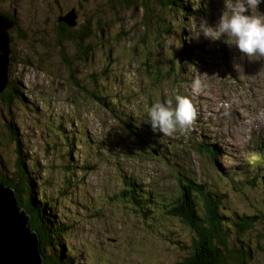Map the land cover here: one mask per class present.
Wrapping results in <instances>:
<instances>
[{"label":"rangeland","instance_id":"rangeland-1","mask_svg":"<svg viewBox=\"0 0 264 264\" xmlns=\"http://www.w3.org/2000/svg\"><path fill=\"white\" fill-rule=\"evenodd\" d=\"M201 1L204 3L201 12L192 19L198 24L203 18L210 26L231 5V0ZM134 4L123 0H0V10L8 15L13 11L20 20L18 29L10 31L13 57L10 55L12 61L8 63V85L16 81L23 97L12 109L4 106L0 98V163L5 169L4 173L0 165V176L10 180L16 172L15 147L6 129L8 118L16 124L26 158L34 159L41 168L46 163L51 165L48 192L52 204L55 202L52 206L57 219L74 226V232L66 235L64 242L74 248L78 263L176 264L181 259L182 253L175 246L159 239V233L164 234L162 230L167 229L164 224L159 233L154 230L158 235L147 227L144 231L141 224L115 205L113 195L125 178L134 180L152 195H170L176 192L178 172L198 183L216 182L218 174L225 173L248 177L264 158V58L244 57L223 41L203 36L193 39L190 19L166 16L153 0H148L151 11L142 8L139 2ZM197 7L190 1L191 10ZM70 9L78 15L76 30L83 24L91 31L88 41L83 38L80 41L76 34L73 41L57 42L55 19ZM249 11L255 14V9ZM249 11L245 15L251 14ZM257 12L264 14V3L257 6ZM157 16L165 18L170 27L162 37L163 42L162 33L156 38L157 28L162 26ZM79 56L86 57L85 61L79 63ZM66 61L72 63L73 71ZM171 61L175 62L178 76L175 72L166 75ZM102 73L110 75L112 86H120L113 93L133 100L132 104L120 105L122 113L136 112L139 103L140 112L136 114L141 115L147 112L148 102L174 100L179 94L190 99L196 116L190 127L177 129L171 135L139 128L142 138L153 149L144 144L147 154L136 150L140 147L131 145L121 123L95 99L82 93L86 84L101 96L106 86L98 82L89 86L87 81L92 82L90 76L100 80L98 76ZM193 79L202 81L200 90L192 88ZM47 115L65 125V134L81 135L88 142V146L75 142L80 155L84 151L92 157L91 162L84 163V176L77 171L80 184H75L76 187L63 185L58 162L48 152V139L39 137L48 128L37 126L35 121L39 119L35 118ZM132 116L137 125L144 119ZM198 144L210 148L214 154L199 152ZM75 157L77 152L72 159L79 170L80 159ZM94 161L97 164L92 169ZM225 189L235 211L250 215L259 211L264 215V189L257 193L249 189L244 192ZM59 193H67L66 199L71 200L60 204L54 200ZM107 197L109 202H104ZM89 200L93 201L92 207L86 208ZM70 201L73 206H68ZM84 208L90 213L94 208L98 219L85 216ZM180 231L183 237L189 235L185 228L180 227ZM247 234L246 238L256 248L250 250L249 264H264V221Z\"/></svg>","mask_w":264,"mask_h":264},{"label":"trees","instance_id":"trees-1","mask_svg":"<svg viewBox=\"0 0 264 264\" xmlns=\"http://www.w3.org/2000/svg\"><path fill=\"white\" fill-rule=\"evenodd\" d=\"M123 1L131 5L134 4V1L139 2L142 8L151 11L148 7V0ZM153 1L159 9L166 12V16L179 15L184 20L196 16L198 12H201L202 6L204 5L201 0L200 2L190 0L194 5H198L197 9L191 10L189 8V0ZM71 10L74 9H70L69 12ZM159 13L161 14L162 12ZM0 14L12 20L14 25L17 23V18L13 11L8 15V13L0 10ZM74 14L76 15V24L73 27H69L66 23L58 21V18L62 14L58 15L55 19L58 24L56 30L57 42L60 43L61 40L65 39L73 41L76 34L80 41L82 38L83 41H88L92 36L91 31L83 24L79 26V30H76L77 28L75 27L77 26L78 19L76 10H74ZM157 21L158 24L161 23L162 26H158L156 38L162 33L163 36H160V38L163 42L164 38L162 37L168 34L170 27L166 24L165 18L157 16ZM155 41L157 42V40ZM181 50V54H184V49L182 48ZM178 52L180 53L179 50ZM85 59L86 57L82 59L79 56L78 61L80 63L82 60L85 61ZM188 60H190V57L187 58V61ZM66 63L70 71H73L71 67L72 63L69 61H66ZM174 65L175 62L173 61H171L170 65L168 63L167 76L172 72H175L174 75L178 76L174 69ZM98 77L100 80H96L93 76H90L89 78L92 82L87 81V84L92 86V83H103L106 88L101 92V96L97 95L93 89L87 88L86 84L81 88L82 93L95 99L114 119L121 123L127 135L126 137L132 142L131 145L133 147H140L135 148L136 150L145 151L146 148L149 150L153 149V145L142 138L143 135L139 129L144 127L145 130H150V127L144 123L137 125L135 123L137 121H133L132 119V115L145 118L146 112L141 115L136 114V112H140L138 103L135 108L136 112L122 113L123 111L120 110V105H124L125 103L132 104L133 100L122 97L124 96L123 94L118 95L117 93H113L115 87L120 89V86H112L113 83L110 79V75L102 73ZM18 87L19 84L16 81H10L5 91L0 94V98L2 99L1 102L4 106L6 105L12 109L13 104L23 101ZM147 104L148 107H150L151 104L149 102ZM144 108L146 109V105ZM36 117L38 118L35 119H39L35 121L37 126L48 128L46 133L40 134L39 137L41 139H48L50 149L48 152L51 158L55 160L54 162H58V174L59 178H61V182L63 185L67 183L69 187H76L75 184H80V180L76 177L77 171L81 174L80 176H84L86 173V164L84 165V163L91 162L92 157H88L84 151L82 155H80V151L77 149L75 150V142L78 141L79 145L84 144L85 146H88V142H84L81 135L75 137L71 132L65 134V125L57 120L50 119L48 115L45 117ZM6 129L15 147L16 172L11 174L12 178L10 180L0 176V182L4 187L13 190L18 205L29 216V229L31 232L37 234L42 264H84L77 262L74 248L71 245H66L64 242L65 236L74 232V226L73 224L66 225L63 220L59 221L55 215V206H52L55 205V202L52 204V197L48 192V189L51 188L50 182L48 181L52 171L51 165L46 163V167L41 168L37 161L26 158L23 151L25 150L23 141L19 137L16 124L12 123L8 118L6 121ZM144 144L146 148L142 147ZM198 149L199 152L203 151L209 156L214 154L213 150L210 148L206 149L203 146L201 147V144H198ZM88 150L94 149L88 147ZM75 152H77V157H75L76 160L80 159L79 170H77L76 165H73L72 156ZM144 153L147 154L146 151ZM159 154L165 156L161 152H159ZM157 159L160 160L161 157L158 156ZM75 163H77V161H75ZM92 164L93 169L97 162L94 161ZM0 165L5 173L4 167L1 163ZM37 175L44 178L40 180L36 179ZM177 175L176 192L170 195L162 194V196L152 195L142 190L140 184L138 185L134 180L125 178L121 182L118 192L113 195L114 203L118 209L121 210V213L126 214L141 224L144 231L147 227L151 232L155 230L159 233V230H162L160 228H162L164 224L167 228L166 230H162L165 231L164 234L159 233L158 235L154 233L160 237L159 239L175 246L177 251L182 253L181 259L176 264H249L251 260L250 250L255 251L256 248L251 244L249 237L247 236L246 238V235H248L247 233L252 230L254 226L263 224L264 215L259 211L251 215L235 211L231 207L225 188L241 192H244L245 189H249L255 193L259 192L258 190H263L264 158L256 163L255 167L251 169L248 177L238 173H225L222 175L218 174L216 182L210 180L204 183H198L194 179L182 175L179 172ZM239 177H242L243 180H239ZM220 180L225 181V183H222ZM221 187L224 189H221ZM66 194L67 193L55 194L54 200L59 201L60 204H62V202L65 204L71 200L70 198L66 199ZM103 201L109 202L108 197ZM91 203H93V201L89 200L87 203L88 207L86 208L92 207ZM69 204L68 206H73L71 201ZM74 208H76L75 205ZM86 208H84V211ZM92 209L94 212L92 211L90 213L85 211V216L98 219L99 216L97 212L94 208ZM171 223L175 224L171 225ZM142 227H139V229H143ZM180 227L185 228L186 231L189 232V235L187 234L186 237H183ZM242 243H250V245L246 247ZM86 255L89 257L92 256V254L89 253H86Z\"/></svg>","mask_w":264,"mask_h":264},{"label":"clouds","instance_id":"clouds-1","mask_svg":"<svg viewBox=\"0 0 264 264\" xmlns=\"http://www.w3.org/2000/svg\"><path fill=\"white\" fill-rule=\"evenodd\" d=\"M261 3L264 0H231L228 12L224 11L214 26L203 18L198 24L190 18L192 38L203 36L212 41H223L234 46L244 57L264 58V14L257 12V6ZM250 8L255 9V14L249 11ZM246 11L251 14L245 15ZM191 86L194 90H200L202 81L193 79ZM195 116L190 99L177 94L174 100L153 102L140 123L147 124L153 133L171 135L177 129L190 127Z\"/></svg>","mask_w":264,"mask_h":264},{"label":"water","instance_id":"water-1","mask_svg":"<svg viewBox=\"0 0 264 264\" xmlns=\"http://www.w3.org/2000/svg\"><path fill=\"white\" fill-rule=\"evenodd\" d=\"M58 21L69 27L76 24L74 10ZM14 22L0 14V93L8 85V63L11 61L9 30ZM0 264H42L37 234L29 229V217L18 205L14 192L0 182Z\"/></svg>","mask_w":264,"mask_h":264},{"label":"flooded vegetation","instance_id":"flooded-vegetation-1","mask_svg":"<svg viewBox=\"0 0 264 264\" xmlns=\"http://www.w3.org/2000/svg\"><path fill=\"white\" fill-rule=\"evenodd\" d=\"M63 15V14H62ZM4 16V15H3ZM6 17V16H5ZM20 23V20L19 19H17V23H15V25L13 26V28L11 29V30H9V34H10V38H11V33H10V31L11 32H15L17 29H18V24ZM10 42H11V39H10ZM11 47V46H10ZM12 57H13V55H11Z\"/></svg>","mask_w":264,"mask_h":264}]
</instances>
